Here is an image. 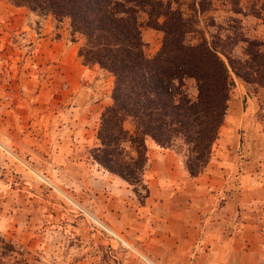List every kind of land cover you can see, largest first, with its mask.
I'll list each match as a JSON object with an SVG mask.
<instances>
[{
    "label": "rangeland",
    "instance_id": "1",
    "mask_svg": "<svg viewBox=\"0 0 264 264\" xmlns=\"http://www.w3.org/2000/svg\"><path fill=\"white\" fill-rule=\"evenodd\" d=\"M171 1L191 14L202 0ZM242 6L244 13H236L212 0L201 25L212 18L229 28L236 18L246 37L264 41V0ZM139 16L146 54L153 56L163 33L146 25V13ZM84 43L68 18L0 0L2 264H264V184L249 187L264 180V87L232 71L236 86L207 168L215 175L207 190L183 178L176 151L149 141V196L139 197L93 159L114 77L83 63ZM244 46L234 53L242 55ZM233 246L237 257L230 260Z\"/></svg>",
    "mask_w": 264,
    "mask_h": 264
},
{
    "label": "trees",
    "instance_id": "2",
    "mask_svg": "<svg viewBox=\"0 0 264 264\" xmlns=\"http://www.w3.org/2000/svg\"><path fill=\"white\" fill-rule=\"evenodd\" d=\"M10 1L59 21L68 18L72 30L85 37L78 52L83 63L98 64L114 77L92 156L139 197L149 196V141L176 151L189 175L197 177L211 161L230 108L232 71L249 86L264 87V41L246 37L236 18L229 28L212 18L202 26L205 4L212 0H202L191 14L171 0ZM223 2L244 13L242 0ZM140 12L147 14V26L163 33L153 56L146 54ZM252 12L261 13L256 6ZM211 26L220 31L208 36L205 28ZM240 42L245 46L237 55ZM3 247L12 250L10 244Z\"/></svg>",
    "mask_w": 264,
    "mask_h": 264
},
{
    "label": "crops",
    "instance_id": "3",
    "mask_svg": "<svg viewBox=\"0 0 264 264\" xmlns=\"http://www.w3.org/2000/svg\"><path fill=\"white\" fill-rule=\"evenodd\" d=\"M93 69H95V68H98V70L100 69L101 71H106L105 69H103V68H101L98 64H95V65H93V67H92ZM90 71V70H89ZM153 142V141H152ZM153 143H155V142H153ZM156 144V143H155ZM158 145V144H157ZM167 150H169L170 151V149H167ZM208 168V167H207ZM207 168H206V170L205 171H203V173L202 174H200V175H198L197 177H192V176H190L189 174H188V171L186 170V169H184L183 171V178H188V180H191V181H194V183H195V187H197V190L199 191V190H203V191H205V189L207 188L208 189V185H212L213 184V182L215 181V175L214 174H212V175H208V173H207ZM208 171H209V169H208ZM222 173H224V172H222ZM225 173H229L228 171L227 172H225ZM221 176H222V181H227V178H225V177H223V174H221ZM205 177V178H204ZM205 179H209L210 180V182H207V181H205L204 182V180ZM196 181V182H195ZM199 183V184H198ZM264 184V180H253V185H250L249 184V187L250 188H255V187H259V186H261V185H263ZM206 189V190H207ZM232 199L233 198H229L227 201H226V204H227V206L226 207H229V206H231V204H232ZM228 259H230V260H232L231 258H233V257H237V251H236V249H235V247L233 246V249H231L229 252H228Z\"/></svg>",
    "mask_w": 264,
    "mask_h": 264
}]
</instances>
